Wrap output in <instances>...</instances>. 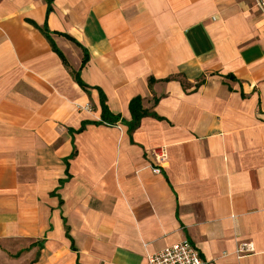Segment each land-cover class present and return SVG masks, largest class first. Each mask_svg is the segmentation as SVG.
<instances>
[{
    "label": "crops",
    "instance_id": "1",
    "mask_svg": "<svg viewBox=\"0 0 264 264\" xmlns=\"http://www.w3.org/2000/svg\"><path fill=\"white\" fill-rule=\"evenodd\" d=\"M100 93L124 123H95ZM185 239L264 264L257 0H0V261L148 264Z\"/></svg>",
    "mask_w": 264,
    "mask_h": 264
},
{
    "label": "built area",
    "instance_id": "2",
    "mask_svg": "<svg viewBox=\"0 0 264 264\" xmlns=\"http://www.w3.org/2000/svg\"><path fill=\"white\" fill-rule=\"evenodd\" d=\"M257 4L264 11V0H257ZM84 109L90 110V107L86 106ZM153 159V173L161 174L163 171V165L168 160L166 148L160 147L155 149L153 152ZM243 251V249H240L238 252ZM147 261L148 264H208L202 258L200 252L187 239L177 242L158 252L149 254L147 256Z\"/></svg>",
    "mask_w": 264,
    "mask_h": 264
},
{
    "label": "trees",
    "instance_id": "3",
    "mask_svg": "<svg viewBox=\"0 0 264 264\" xmlns=\"http://www.w3.org/2000/svg\"><path fill=\"white\" fill-rule=\"evenodd\" d=\"M47 4H48V15L53 11V2L54 0H46ZM42 33L52 42V40L50 39V30L48 28L47 25H45L44 27H38ZM70 39H72L69 36H66ZM53 48L56 52H58V54L60 55V57L62 58L63 62L65 63V65H68L66 58L64 57V55L56 48V46L54 45V43L52 42ZM88 53L85 51L84 53V57L82 60V68L87 64L88 62ZM72 75L74 76L75 80L78 82V84L82 87V89L84 90H88V86L86 84H84L82 82V80L79 77V73L72 71L71 72ZM100 102H101V118L100 121L95 122L97 124H103V125H109V126H116L119 123H124V120L121 118L120 115H115L113 114L107 104H106V98L105 96L100 93ZM130 112L132 115V120L128 123V127H129V131L132 132L134 130H136L141 123V120L148 115H151V113L147 110H145L142 106V101L140 98H135L131 101L130 103ZM85 128V124L82 125L81 129L78 130V132L83 131Z\"/></svg>",
    "mask_w": 264,
    "mask_h": 264
},
{
    "label": "rangeland",
    "instance_id": "4",
    "mask_svg": "<svg viewBox=\"0 0 264 264\" xmlns=\"http://www.w3.org/2000/svg\"><path fill=\"white\" fill-rule=\"evenodd\" d=\"M0 264H3L2 261H0Z\"/></svg>",
    "mask_w": 264,
    "mask_h": 264
}]
</instances>
